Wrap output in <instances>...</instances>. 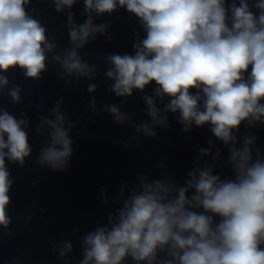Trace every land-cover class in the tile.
<instances>
[{
  "label": "clouds",
  "instance_id": "1",
  "mask_svg": "<svg viewBox=\"0 0 264 264\" xmlns=\"http://www.w3.org/2000/svg\"><path fill=\"white\" fill-rule=\"evenodd\" d=\"M29 2L0 0V73L19 68L25 77L37 80L56 45L49 41L45 27L28 14ZM75 2L55 0L56 10L71 8ZM84 6L97 15L112 13L117 6L126 8L145 29L146 37L133 45L134 55L107 57L111 67L106 76L114 81L111 90L116 96L130 97L134 89L143 91L154 83L156 97L170 98L166 110L179 113L184 131L193 124H209L217 139L231 145L235 179L221 180L205 167L189 174L186 187L160 180L144 183L142 191L118 210L110 228H97L84 238L81 264H124L128 257L136 264H264V159L259 150L253 159L254 136H246L237 148L233 135L244 122L249 127L264 122V0H256L252 7L249 0L230 7L226 0H84ZM69 26L73 47L52 59L63 69L61 77L64 73L90 77L94 66L82 61L78 50L90 36L103 33L105 25H94L91 15L76 25L70 14ZM8 84V77L0 74V89ZM95 90L96 85L88 86L89 92ZM20 91L19 85L8 91L13 103L19 102ZM145 100L148 114L163 125L155 101L149 96ZM108 111L118 123L128 118L116 105ZM53 112L55 121H45L52 129L51 144L41 150L38 163L62 170L72 155V141L59 104ZM25 125L24 119L17 120L0 108L3 229L12 222L13 180L5 161L23 166L32 151ZM137 130L156 134L146 124ZM189 189L194 190L191 196ZM71 248L65 243L61 255ZM159 252L167 258L159 259Z\"/></svg>",
  "mask_w": 264,
  "mask_h": 264
},
{
  "label": "water",
  "instance_id": "2",
  "mask_svg": "<svg viewBox=\"0 0 264 264\" xmlns=\"http://www.w3.org/2000/svg\"><path fill=\"white\" fill-rule=\"evenodd\" d=\"M255 2L249 0L250 7ZM232 3L239 6V0H226V6ZM25 8L45 27L49 41L56 47L48 53L47 69L40 79L25 77L19 68L0 73L9 80L7 87L0 89V108L26 121L24 130L32 149L23 166L5 161L13 180L9 192L12 222L9 229L0 228V264H81L84 238L97 228H110L118 210L134 193L142 191L144 183L160 180L176 188L186 187L189 174H198L205 167L221 180L235 179L229 160L231 145L217 139L209 124H193L184 131L179 113L166 110L170 98L156 97L154 83L143 91L134 89L130 97H118L111 90L114 81L106 76L111 67L107 57L135 54L133 45L146 37L139 18L120 6L112 13H89L84 0H76L71 8L60 11L56 10L55 0H30ZM70 14L76 25L84 24L89 15L94 25H105L103 33L90 36L78 50L81 60L94 66L90 77L67 73L61 77L63 69L52 59L54 54L73 47L69 39ZM93 84L96 90L89 92L88 86ZM14 85L21 89L17 103L8 95ZM145 96L155 101L158 118L165 120L163 125L148 114ZM58 104L72 141V155L62 170H53L39 164L38 157L51 144L52 129L45 121H55L53 109ZM112 105L128 118L116 122L108 111ZM144 124L156 134L148 136L138 131ZM233 135L237 148L243 146L246 136H254L250 146L253 159L257 150L264 159V122L252 127L244 122ZM193 191L189 189L188 195ZM65 243L72 248L61 255ZM158 257L167 258L164 252ZM124 264L136 262L128 257Z\"/></svg>",
  "mask_w": 264,
  "mask_h": 264
}]
</instances>
